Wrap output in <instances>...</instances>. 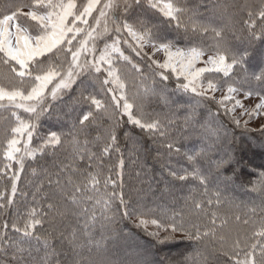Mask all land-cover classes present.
<instances>
[{"label":"snow or ice","instance_id":"6c2138e0","mask_svg":"<svg viewBox=\"0 0 264 264\" xmlns=\"http://www.w3.org/2000/svg\"><path fill=\"white\" fill-rule=\"evenodd\" d=\"M158 53L162 60L155 59ZM170 78L173 95L195 102L168 95ZM253 97L258 102L245 108L242 100ZM153 98L168 111H148ZM69 101L78 111L69 131L40 136L42 119ZM213 102L216 111L205 107ZM238 108L248 118L243 124ZM262 116L264 0H4L0 264H155L147 249L120 255L94 239L97 223L111 228L132 217L157 244L177 235L194 242L196 250L180 264H264V172L252 187L259 200L243 205L247 213L221 211V185L238 178L241 161L231 151L213 158L218 146L232 142L225 118L247 129ZM135 129L159 144L166 191L194 185L180 211L146 208L125 193L121 141L141 150ZM66 144L65 158L44 170L46 183L21 208L28 196L19 187L26 166ZM228 168L232 175L223 176Z\"/></svg>","mask_w":264,"mask_h":264},{"label":"trees","instance_id":"16d2710c","mask_svg":"<svg viewBox=\"0 0 264 264\" xmlns=\"http://www.w3.org/2000/svg\"><path fill=\"white\" fill-rule=\"evenodd\" d=\"M4 0H0V7H2ZM13 2V0H8ZM203 2V0H189L190 4ZM212 0H209L211 3ZM229 3H240L241 0H228ZM147 75V69H145ZM174 78H170L168 83L167 94L173 99H180L181 104L194 103L191 96L187 94H172ZM157 81L159 78L157 77ZM67 100V98H65ZM69 106L61 105L56 115L46 117L41 121L40 136L45 135L49 130L69 131L72 120L78 115L75 111L76 106L68 102ZM213 111H216V105L213 102L211 105ZM148 111L167 112L168 108L164 106L162 101H157L155 98L147 105ZM202 111L205 109H201ZM67 113V115H65ZM226 128L230 134L229 139L231 144H222L218 146L217 151L214 152L213 158H219L225 154V151H231L232 155L241 161L238 178H234L233 182L228 185H221L225 188L224 196L226 202L222 206L221 211L239 212L240 214L247 213V209L243 206L250 201L259 200V192H253L252 187L255 182L260 179V173L264 172V135L262 129L251 130L243 127H237L235 124L227 121L225 118ZM61 125L64 127L62 128ZM132 129L131 125L125 126ZM91 133V130H89ZM94 135V133H91ZM133 135L138 140L137 148L139 151H132V144L127 140L121 141V149L125 153V171H124V191L131 197L134 204H140L146 208H156L157 206L168 208L169 210L180 211L183 205L184 197L188 195L189 191L194 185H177L172 189L171 193L165 190V184L168 181L166 169L162 167L165 163L163 156L157 159V149L159 144L148 140L138 129L133 130ZM39 138H34L33 145L39 144ZM188 146H191L192 141H184ZM69 145L66 144L64 149H61L55 156L52 153L43 157H38V163L35 161L29 162L30 167L26 166L25 173L21 176V183L19 187L28 193V196L21 201V208L25 204L31 205L32 195L36 192V187L40 183L45 182L44 170H52L53 164L63 160ZM163 152V149H160ZM108 160V158H105ZM115 155L111 157L110 162H114ZM175 159V158H174ZM31 168L37 169V175L31 173ZM223 176H231L232 170L230 168L222 170ZM223 176L221 179H223ZM19 197V194H18ZM39 198V197H37ZM234 205H240L239 208ZM100 213L97 211V216ZM0 215V220L4 219ZM135 217L118 220L111 228H102L101 222L97 223L93 236L95 241L107 242L110 251L123 255L124 252L138 250L143 252L145 249L149 251L148 259L153 260L155 264H180L185 256L192 254L197 245L194 242L187 241L182 236L177 235L173 242L166 244H157L155 238L149 236L147 232L141 228H137L133 223ZM150 231V230H148ZM117 234H122L117 237ZM123 237H127L126 244H123ZM125 245V248L124 246ZM131 246L130 248L128 247ZM128 248H127V247ZM83 257L89 256L85 249L82 253Z\"/></svg>","mask_w":264,"mask_h":264},{"label":"rangeland","instance_id":"374dc122","mask_svg":"<svg viewBox=\"0 0 264 264\" xmlns=\"http://www.w3.org/2000/svg\"><path fill=\"white\" fill-rule=\"evenodd\" d=\"M25 11H27V9H25ZM155 59H160V60H162V54H157L156 55V57H155ZM219 93H217V98H219ZM242 102L244 103V105H245V108H252L253 106H254V104L255 103H257L258 102V100H257V98H249V99H247V100H242ZM242 109H237V111H236V115H237V117L238 118H240L241 119V124H243V121L244 120H246V119H248L246 116H243V117H241V113H242ZM262 125H264V116H262V117H259V118H254V119H252V120H250L249 121V123H248V126H247V128H249V129H251V130H257V129H262ZM148 230H150V231H152V230H154L153 228H149ZM126 242H128V240H123V244H126ZM124 246V248H125V245H123ZM127 247V246H126ZM128 247H129V245H128ZM127 247V248H128ZM130 248V247H129Z\"/></svg>","mask_w":264,"mask_h":264}]
</instances>
